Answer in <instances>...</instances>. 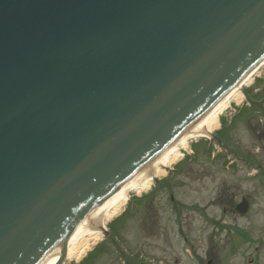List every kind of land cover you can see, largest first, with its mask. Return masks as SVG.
<instances>
[{
	"label": "water",
	"instance_id": "95a60500",
	"mask_svg": "<svg viewBox=\"0 0 264 264\" xmlns=\"http://www.w3.org/2000/svg\"><path fill=\"white\" fill-rule=\"evenodd\" d=\"M263 62L264 0H0V264H64Z\"/></svg>",
	"mask_w": 264,
	"mask_h": 264
},
{
	"label": "rangeland",
	"instance_id": "374dc122",
	"mask_svg": "<svg viewBox=\"0 0 264 264\" xmlns=\"http://www.w3.org/2000/svg\"><path fill=\"white\" fill-rule=\"evenodd\" d=\"M253 79L210 137L192 141L148 192L132 193L102 239L65 264L96 249L85 264H264V112L247 110L264 103V69ZM245 198L252 209L241 217L235 206Z\"/></svg>",
	"mask_w": 264,
	"mask_h": 264
},
{
	"label": "bare ground",
	"instance_id": "6f19581e",
	"mask_svg": "<svg viewBox=\"0 0 264 264\" xmlns=\"http://www.w3.org/2000/svg\"><path fill=\"white\" fill-rule=\"evenodd\" d=\"M262 69H264V62L248 75L238 87L233 89L215 109L209 112L199 126L190 129L183 137L178 139L120 192L115 194L97 214L90 217L80 228L75 230L68 241L64 264L80 260L92 242L96 244L102 239V234L106 231L107 225L127 206L132 193L142 194L148 192L155 180L166 177L168 169L181 160L183 153L190 148L192 141L210 137L219 127L221 116L231 108L232 103H242L244 97L243 87L251 86L254 83L253 77L258 76ZM61 257L62 248L59 247L50 253L41 264H57Z\"/></svg>",
	"mask_w": 264,
	"mask_h": 264
},
{
	"label": "flooded vegetation",
	"instance_id": "af4514ba",
	"mask_svg": "<svg viewBox=\"0 0 264 264\" xmlns=\"http://www.w3.org/2000/svg\"><path fill=\"white\" fill-rule=\"evenodd\" d=\"M261 92H263V90H261L260 93H261ZM252 109H255V110L258 111L259 113H263V112H264V103H261V101H254V102H252V104H251L250 106L247 107V110H252ZM220 142L224 144L223 141L220 140ZM224 145H225V144H224ZM249 166H250V165H249ZM258 168H259V169H257V171L260 172V171H261V170H260V167L258 166ZM259 170H260V171H259ZM173 171H174L173 174H175L177 170L174 169ZM163 186H165V182H164V181H161V182H160V188H163ZM170 200H171L172 203L175 202V199H174V196H173V195H171ZM177 207H178V203L176 204V207H175L174 209H176ZM235 207H236V206H235ZM197 209H198V208H197ZM200 212H202V214H203L204 216H206V214H205L204 211L201 210ZM179 232H180V234H181L182 236L185 235L184 232H183V229H182V228H179ZM114 238H115V237H114ZM211 264H212V263H211Z\"/></svg>",
	"mask_w": 264,
	"mask_h": 264
},
{
	"label": "trees",
	"instance_id": "16d2710c",
	"mask_svg": "<svg viewBox=\"0 0 264 264\" xmlns=\"http://www.w3.org/2000/svg\"><path fill=\"white\" fill-rule=\"evenodd\" d=\"M118 220H119V219H118ZM118 220H117V221H118ZM120 220H122V219H120ZM117 221H116V222H117ZM116 222H115V223H116ZM96 250H97V249H96ZM96 250H95V251H96ZM95 251H93V252H92V253L86 258V261L82 262L81 264H85V262H87L88 259H90L91 257L95 256V254H96Z\"/></svg>",
	"mask_w": 264,
	"mask_h": 264
}]
</instances>
